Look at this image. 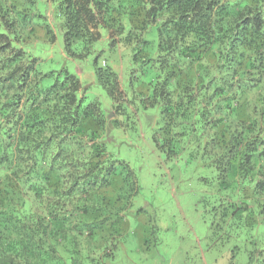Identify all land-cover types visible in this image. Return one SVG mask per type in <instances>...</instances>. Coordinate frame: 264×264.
Listing matches in <instances>:
<instances>
[{"label": "trees", "instance_id": "1", "mask_svg": "<svg viewBox=\"0 0 264 264\" xmlns=\"http://www.w3.org/2000/svg\"><path fill=\"white\" fill-rule=\"evenodd\" d=\"M46 1L0 0V264H67L68 254L80 264L82 244L107 232L101 264L117 249L126 189L137 188L105 128H92L106 119L99 103L84 104L80 77L40 69L32 43L59 34L72 60L90 62L105 29L112 66L129 49L156 68L145 102L161 110L154 146L206 170L204 201L224 240L246 232L244 218L264 220V89L248 101L264 88V0H50L53 21ZM99 57L97 84L117 100L119 73ZM245 239L244 264H264V245Z\"/></svg>", "mask_w": 264, "mask_h": 264}, {"label": "rangeland", "instance_id": "2", "mask_svg": "<svg viewBox=\"0 0 264 264\" xmlns=\"http://www.w3.org/2000/svg\"><path fill=\"white\" fill-rule=\"evenodd\" d=\"M48 1L47 15L53 21V9ZM148 29L151 32L147 34L156 32L154 28ZM43 44L45 46L40 47ZM47 44L42 40L37 46L32 43L35 46L33 54L41 56L40 69L43 72L66 69L80 77L81 96H86L84 104L99 103L106 119L104 125L92 121V126H98L92 128L98 131L105 128L108 152L128 162L138 179L137 188L129 186L126 189L128 194L124 195L131 196L124 201L123 230L114 240L117 246L114 256L104 257L103 264H244L246 233L264 245V220L255 214L244 218L245 233L243 230L241 234L229 235L236 239L235 242L224 240V232L220 235L216 231L213 213L204 201L206 190L201 177L206 176V170L192 167L185 155L168 161L154 146L152 135L162 123L161 110L145 103L152 92L151 83L156 80L153 65L142 63L143 59L135 60L129 49H125L112 66L116 51L110 47L105 29L88 59L90 62L65 57L62 34L54 45ZM98 54L100 64L107 60L106 64L119 73L123 92L118 94L117 100L97 84L92 61ZM260 89L264 88L250 91V106L254 105ZM83 126L91 128V124ZM258 201L264 203V196ZM97 215L101 217L99 212ZM93 218L88 216L86 220ZM106 237L107 232L98 233L93 241L82 244L85 247L80 253L83 258L80 264H96V255L99 258L107 246L113 245L107 243ZM232 249L236 250L233 258ZM65 257L69 264L70 254Z\"/></svg>", "mask_w": 264, "mask_h": 264}, {"label": "clouds", "instance_id": "3", "mask_svg": "<svg viewBox=\"0 0 264 264\" xmlns=\"http://www.w3.org/2000/svg\"><path fill=\"white\" fill-rule=\"evenodd\" d=\"M103 112V111H102ZM105 116V115H104Z\"/></svg>", "mask_w": 264, "mask_h": 264}]
</instances>
